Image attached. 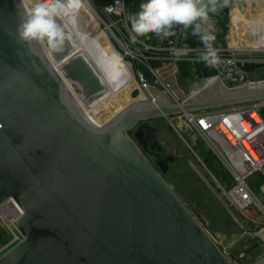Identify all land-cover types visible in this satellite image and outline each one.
<instances>
[{
    "label": "water",
    "instance_id": "1",
    "mask_svg": "<svg viewBox=\"0 0 264 264\" xmlns=\"http://www.w3.org/2000/svg\"><path fill=\"white\" fill-rule=\"evenodd\" d=\"M25 0H0V205L22 214L0 264H231L152 164L149 121L264 101V81L219 77L177 101L147 87L100 126L89 122L39 42L19 38ZM54 52L55 62L72 50ZM85 101L104 91L82 55L62 65Z\"/></svg>",
    "mask_w": 264,
    "mask_h": 264
},
{
    "label": "rangeland",
    "instance_id": "2",
    "mask_svg": "<svg viewBox=\"0 0 264 264\" xmlns=\"http://www.w3.org/2000/svg\"><path fill=\"white\" fill-rule=\"evenodd\" d=\"M85 2L93 11L96 24L92 29L83 28V33L78 31L77 25L67 27L78 44L82 45L81 50L86 53L102 79L110 78L113 74V62L123 60L130 65L134 89L129 96L121 98L124 106L134 100L145 99L146 95L138 90L139 74L157 90H165L163 85H168L177 101L185 97L193 84L204 81L199 70L188 68L184 73H175V84L172 86L173 75L168 64L157 62L156 77L148 68L134 64L124 55L123 42L131 30L130 22L126 24L122 18L106 16L92 0ZM22 5L25 8V1ZM261 9L264 10V1L261 0H229L227 7L209 14L212 34L218 40H223L227 35V45L232 47L252 48L264 45L262 38L254 40L253 37L254 31L258 32V36H264V11L261 12ZM77 16L84 18L81 12ZM238 21L244 24L248 22L251 29L233 24ZM95 37L97 38L94 39ZM186 39L189 43L188 36ZM40 45L42 50L47 46L46 43ZM107 66H111L109 76V70H105ZM254 66L250 72L246 69L249 79L264 80V64ZM105 107L103 105L93 111H102ZM117 107L107 106L102 116L94 118L97 123L93 122L94 125L100 126L113 118L118 112ZM148 123L153 147L151 155H147L149 161L154 164L158 159L166 160L168 169L163 175L165 182L226 259L231 264H264V169L262 173H255L247 180L248 187L258 202L240 211L229 198L228 192L234 185L231 176L218 156L186 125L181 115L162 117ZM12 238L0 219V257L13 247L10 245Z\"/></svg>",
    "mask_w": 264,
    "mask_h": 264
},
{
    "label": "built area",
    "instance_id": "3",
    "mask_svg": "<svg viewBox=\"0 0 264 264\" xmlns=\"http://www.w3.org/2000/svg\"><path fill=\"white\" fill-rule=\"evenodd\" d=\"M108 17H119L126 24L129 18L126 14L124 0H113L102 9ZM116 24V23H115ZM176 35L171 37L147 34L136 36L131 30L123 42L125 57L138 66L149 69L156 77L151 62L160 64L203 63L199 56L204 46L191 47L185 43V30L176 26ZM214 35V34H213ZM215 36V35H214ZM228 36L218 40L215 36L213 46L218 49L220 63L213 67L214 77L228 88L239 84L259 82L248 77L245 66L249 63L264 64V45L247 47L228 46ZM264 81V80H261ZM138 90L147 98H151L147 87H153L142 74H139ZM163 89L171 96L168 85ZM75 90L81 94L76 86ZM264 101L245 103L220 109L180 114L186 125L194 130L205 142L208 148L220 159L224 168L231 176L233 187L229 190V198L240 211L258 202L248 187L247 180L255 173L264 169ZM6 213L10 216L7 217ZM22 214L18 204L9 199L0 205V219L12 235L10 245L15 246L21 241V236L13 223Z\"/></svg>",
    "mask_w": 264,
    "mask_h": 264
},
{
    "label": "clouds",
    "instance_id": "4",
    "mask_svg": "<svg viewBox=\"0 0 264 264\" xmlns=\"http://www.w3.org/2000/svg\"><path fill=\"white\" fill-rule=\"evenodd\" d=\"M229 0H146L139 11L129 16L131 31L136 36L156 34L176 35L174 27L191 30L204 45L199 60L209 67L220 63L218 49L213 46L215 36L210 26L203 27L215 14L227 7ZM82 0H25V10L18 25L20 39L46 43L50 52H58L66 40V27L75 26ZM63 22V23H61Z\"/></svg>",
    "mask_w": 264,
    "mask_h": 264
},
{
    "label": "bare ground",
    "instance_id": "5",
    "mask_svg": "<svg viewBox=\"0 0 264 264\" xmlns=\"http://www.w3.org/2000/svg\"><path fill=\"white\" fill-rule=\"evenodd\" d=\"M82 3H83V6L79 10V12H81V14L84 15V18L82 19V17H78L77 16L78 18L76 19V24L75 25L79 26L78 31L83 33V28L87 27L89 29H92L93 25L96 24L97 21H96V18H95V15H94L93 11L87 5L85 0H82ZM78 22H79V25H78ZM238 22H235V23L233 22V24H237L236 25L237 27H239L240 25H243L246 29H251L246 24H244L242 22H239L240 24H238ZM65 31H66L65 43L69 42L72 45L73 48L65 56L63 61L55 62L54 58H53V53L54 52H50L47 46L46 47L44 46L43 52L47 56V58L49 59V61L51 62L52 66L55 68V70L63 78L64 83H65V87L67 88V90L69 91L71 96L75 99L76 103H78L77 105H79V107L83 111L84 115L89 120L92 121L91 123L94 122L95 124H97L94 121V118L97 119V117L99 115L102 116V114H104V111L106 110L107 106L116 105V106H118L117 108H118V112H119L127 104H129V103H126L125 106H124V104L121 103V101H122L121 98H123L124 95L129 96V94L134 89V85L132 83L130 65L127 62L123 61V60H121V61L117 60L116 62H113V64H114V72L110 76V78L102 79L100 77V75L98 74L97 70L95 69V67L92 65V63H91L90 59L88 58V56L86 55V53H84L81 50V49H83L82 45L78 44L75 36L68 29V27H66ZM254 35L255 36L258 35V32L254 31ZM96 38L97 37H95L94 39H96ZM63 48H64V45L61 47L60 51H62ZM60 51H58V52H60ZM75 55H82L86 59V61L94 69V71L96 72V74L98 75V77L100 78L101 82L104 85V91L99 93L98 95L92 97L88 101H85L83 99L82 95L76 92V90H75L76 85H74L72 82L66 80L63 77V74H62V71H61L62 65L65 64V62H67V60H69L70 58H72ZM109 68H111V66H107V68H105V70H109ZM109 74H111V70H109V72H107V76H109ZM116 99H119V100H116ZM92 100H94V102H92ZM103 105H106L104 110H102V111L101 110L93 111L94 109L99 108V107H101ZM6 215H7V217L10 216L8 213H6Z\"/></svg>",
    "mask_w": 264,
    "mask_h": 264
},
{
    "label": "crops",
    "instance_id": "6",
    "mask_svg": "<svg viewBox=\"0 0 264 264\" xmlns=\"http://www.w3.org/2000/svg\"><path fill=\"white\" fill-rule=\"evenodd\" d=\"M261 1H264V0H261ZM141 3H144L143 0H131V2L129 4H125V1H124V4L126 6V14L129 18V16L133 13H136L139 11V7H140V4ZM99 8L103 9L105 6L103 5H99L98 6ZM264 11L261 9V12ZM130 22V21H129ZM212 22L211 20L209 19V21L207 22V24H204L203 27L205 29H208L209 26H210V29L212 31V26H211ZM247 26H249L248 22L245 23ZM186 36H188V42L187 43V39H186ZM254 37V40L255 39H261L262 38V41L264 43V36H253ZM185 43L186 45L188 46H204L200 40H199V37L197 36H193L191 34V30H186L185 32ZM164 65V64H163ZM254 65L256 64H253V63H249L248 65L245 66V70L247 69L249 72L252 71L254 69ZM169 66V69L171 70V74L173 75V80H171V83H172V86L175 84V73L178 71H181V73H184L185 71H187V69H197L200 71V74L201 76L203 77V79H208V78H212L214 77L215 75V70L213 67H209L207 66L206 64H203V63H195V64H190V63H181V62H178L176 64H168ZM175 90H173L174 92Z\"/></svg>",
    "mask_w": 264,
    "mask_h": 264
},
{
    "label": "trees",
    "instance_id": "7",
    "mask_svg": "<svg viewBox=\"0 0 264 264\" xmlns=\"http://www.w3.org/2000/svg\"><path fill=\"white\" fill-rule=\"evenodd\" d=\"M113 0H92V2L96 5V6H99V5H103V6H107L109 5ZM125 1V4H129L131 2V0H124ZM144 2H146V0H143ZM156 64L157 62H151V67L153 69L156 68ZM264 114V113H263Z\"/></svg>",
    "mask_w": 264,
    "mask_h": 264
},
{
    "label": "flooded vegetation",
    "instance_id": "8",
    "mask_svg": "<svg viewBox=\"0 0 264 264\" xmlns=\"http://www.w3.org/2000/svg\"><path fill=\"white\" fill-rule=\"evenodd\" d=\"M151 153H152V150L148 149L147 155H151Z\"/></svg>",
    "mask_w": 264,
    "mask_h": 264
}]
</instances>
